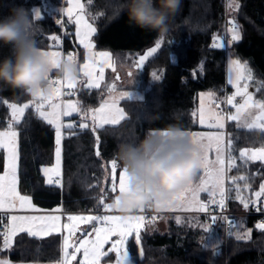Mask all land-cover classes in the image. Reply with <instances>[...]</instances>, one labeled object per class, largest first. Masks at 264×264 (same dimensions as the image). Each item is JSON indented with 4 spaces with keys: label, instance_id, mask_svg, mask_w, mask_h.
<instances>
[{
    "label": "trees",
    "instance_id": "trees-1",
    "mask_svg": "<svg viewBox=\"0 0 264 264\" xmlns=\"http://www.w3.org/2000/svg\"><path fill=\"white\" fill-rule=\"evenodd\" d=\"M237 1L239 7L235 19L241 29V39L230 43L226 49L211 46L213 39L224 32L225 7L221 0H181L179 10L169 21V30L163 36L158 54L148 60L143 69H137L133 80L126 85L142 89L143 95L120 101L126 112L125 118L103 127L96 126L94 120L88 118L86 129L75 127L63 137L60 184L47 183L41 172L42 165H50L55 160V129L39 119L32 108L26 109L22 119L16 123L19 191L31 196L35 205L42 209H98L102 205L98 197L106 194V200L111 196L110 180L104 177L109 166L105 164L116 160L117 171L124 167L116 155L119 143L142 139L150 129H168L169 126L183 130L199 128L194 114L199 93L211 90L216 98L221 95V88L226 83L227 52L246 61L255 78L260 83L264 82V0ZM123 2L90 0L88 9L97 14L95 46L116 53L125 50L135 57L161 37L155 30L142 29L130 23L127 13L121 11ZM57 4L59 0H0V18L9 15L14 6L22 5L29 10L38 7L42 12L35 21L34 38L38 47H50L51 35L62 34L63 49L75 50L82 59L84 50L75 39L74 25L69 22L62 30L61 24L56 23ZM10 55V46L0 45V59ZM152 70L160 74L159 81H150ZM104 94L100 87H81L76 97L85 111L99 105ZM254 94L264 100V89L258 91L257 88ZM30 98L31 95L19 89L0 84V129L6 128L11 115L3 101L22 103ZM227 131L233 141L231 153L238 160L231 168L230 176L246 177L238 179L236 184L241 185L240 195L252 198L260 189L264 163L259 160L246 162L237 155L243 146H264V132L238 127L234 121L228 122ZM4 164L5 152L0 149V172L4 170ZM227 186L228 206L245 208L236 198L235 184L229 180ZM164 217L166 230L160 231L157 221L141 230V253L134 240H129L133 264H177L178 261L182 264H264V229L256 227L254 215L242 217L246 226L252 228L251 237L243 240L228 233V225L219 217L208 222L203 215L184 214L180 216L182 223L177 222L174 214ZM188 221H196L197 227L188 226L191 225ZM200 225L222 236L220 252L198 239L205 231ZM61 241L59 233L32 237L27 232H20L2 256L8 255L15 261L55 264L61 258Z\"/></svg>",
    "mask_w": 264,
    "mask_h": 264
},
{
    "label": "snow or ice",
    "instance_id": "snow-or-ice-1",
    "mask_svg": "<svg viewBox=\"0 0 264 264\" xmlns=\"http://www.w3.org/2000/svg\"><path fill=\"white\" fill-rule=\"evenodd\" d=\"M71 2V0H70ZM235 7H239L238 4L234 5ZM84 9V5L79 2V0H75L72 2L71 7L66 9V12L69 17L76 13L74 23L77 27V36L80 37V44H82L86 49L91 50L94 46L88 41V38L91 33H94L96 30L89 24L84 16L82 15ZM79 10V11H77ZM36 20L40 16L39 10L35 9ZM57 24L61 23L59 20L56 21ZM231 39L228 43H232L234 41H239L241 39L239 32L236 30L235 25L231 29ZM50 39L55 41L57 44L60 43V38L58 36H51ZM163 37L160 38L155 44L154 47H151L145 54L139 57L138 62L136 63V68H142L144 66L145 60L152 56L157 52L158 49L161 48V41ZM88 41V42H86ZM213 47L222 48L224 47L223 42L218 39L215 40ZM47 52V51H46ZM49 60L53 66L57 63L55 57L59 54L57 52H47ZM100 57L106 60V66L112 67L110 61L107 60L109 54L108 53H99ZM67 59L75 60L73 55H68ZM231 64L234 68L235 75L232 79L228 81L229 84H232L235 87V92L231 96L225 97L222 101L226 105H231L236 109V112L228 113L227 119L230 121H237L238 127H244L247 129L258 128L261 132H264V100H254L253 95L248 92V83L245 82L243 87L240 86V81L245 80L249 81L253 79V75L251 70L247 69L246 65H242L238 60H231ZM84 74L89 77L87 86L88 87H98V80L103 79V71L104 69H100V76L96 77L93 73L95 71L94 65L89 63L83 66ZM247 73V75H245ZM132 75V73H129ZM152 79L159 81L161 76H159L156 72H152ZM68 83L67 87L69 89L73 88L75 85V79L65 78ZM52 89L51 92L47 96L38 97L33 96L34 98H39V100H33L29 103H25L23 105H18L16 103H8L7 101H3V103L7 104V106L11 109V121L8 123V129L5 131H0V149H4L7 152V156L5 158L4 164V172L0 175V223L3 220L4 213H10L17 208L20 210L24 209H34L32 205L31 198L28 196L20 195L17 190L18 184V176H17V167H18V143H17V132L14 130V124L17 123L20 118L25 113L26 109H29L32 105L35 106V113L39 119L46 122L48 125L54 126L55 128V143H56V165L54 168L45 167L42 169V172L46 177H49L47 183H56L59 184L60 181H53L49 176L50 173L56 172L59 175V167H60V157H61V140H62V128L66 127L68 129H72L74 125L72 123L62 124L61 115L68 117L71 116L73 112L78 111L76 104L69 102L65 105V110L63 112L60 111L61 105L53 102L54 97H58L61 94L60 87L58 85L59 81H51ZM264 89V82L260 83L258 87V91ZM113 89L110 87L109 91ZM130 93H122V96H130ZM209 100L212 99L214 94L209 92L206 94ZM240 96L243 98L242 103H234L235 98ZM205 96H201V106L199 109L200 118L199 124L206 126L208 128H216L223 129L225 127L223 121L225 116L221 113H216L211 110V108L205 109L204 101ZM48 104L50 111L45 110V104ZM253 110H256L255 112ZM123 110L120 109L116 102L113 100L111 103L105 102L101 105V108L97 110L96 115L93 119L100 120V126L103 127L104 124H116L120 120L124 119ZM80 129H86L88 127L87 124L81 123L79 125ZM95 131V129H93ZM167 135V133H164ZM195 143H197L202 149L200 168L204 172V176L200 178L198 184L193 183V180L190 181L185 187L180 189L178 192L173 194L171 200L165 201L163 203L157 204L159 207L161 204L172 205L174 200H179L181 205L185 207L186 210L200 211L206 212L208 210V204L202 202L199 198V194L201 192H206L208 194L209 203L212 205H219L221 208L224 207V198H225V188H224V176H225V158L224 152L225 148L232 149L233 141L232 138L229 137L227 139V144L225 145V137L223 133L217 132L214 135H202L200 133H189ZM98 139V138H97ZM215 149L216 159L214 162H210L208 159V152L211 149ZM96 155L99 156L100 152L97 151ZM239 158L244 161H254L260 160L264 161V146L258 149H243L239 151ZM235 158L229 153L227 159V168L231 169L235 167ZM111 191L112 192H123L128 190V184L130 177L128 176V172L126 168H123L117 174V162L116 160L111 161ZM244 180L246 177H232V183L236 184L237 180ZM262 179H264V175H262ZM245 187H249V185H245ZM237 191V199L240 200V203L248 208L249 205H256L257 201L264 197V183L260 185V190L254 193L253 198H246L240 195L241 189L239 187L236 188ZM219 197V198H217ZM105 195H101L98 197V201L100 204H103ZM119 201L114 200L112 205H103L106 209L111 207L118 208ZM141 207L139 209H143ZM259 211H264V209H257ZM59 211V209H57ZM9 225L5 227V231L0 233V237H2V250H8L11 247V242L13 236L17 232H27L32 237L40 236L41 233L45 235H52L58 230V221L60 217L45 214V215H10L9 217ZM153 220L156 217L152 218ZM213 221L216 220V217H211ZM144 216H134V215H125L122 217L117 216H68L69 224L64 225L65 228L68 229L69 235L72 234L75 230H77V225L80 222L91 223L93 221H99L104 224V227H96L94 228L95 239H90L81 243L80 248H83L84 261L81 264H99V260L101 257L107 255V253L102 251V246L109 241V238L112 236H117L118 239L114 241L112 244L111 251L117 252L120 257L117 261V264H132V261L128 256V242L130 238L134 237L135 245L141 244V234L140 228L144 223ZM177 222H179V218H177ZM200 227L204 228L207 231L209 228L200 225ZM257 228L264 229V224H257ZM250 238V230L242 232L236 235V239L243 240ZM71 245L69 244V238L66 236L63 238L62 250H63V258L60 264H70V260L73 258V255L68 252V248ZM80 248H77L76 251H80ZM0 264H11V262L7 259H0Z\"/></svg>",
    "mask_w": 264,
    "mask_h": 264
},
{
    "label": "clouds",
    "instance_id": "clouds-1",
    "mask_svg": "<svg viewBox=\"0 0 264 264\" xmlns=\"http://www.w3.org/2000/svg\"><path fill=\"white\" fill-rule=\"evenodd\" d=\"M180 4L181 0H124L121 11L127 13L130 23L163 37ZM34 10L14 6L9 15L0 18V45L11 50L10 56L0 59V84L43 97L51 92L49 73L53 68L58 76L71 79H77L80 70L75 60L67 58L51 64L34 38ZM116 155L130 177L128 190L115 196L118 208L127 213L171 200L197 175L202 149L187 131L169 126L166 131L150 129L142 139L119 143Z\"/></svg>",
    "mask_w": 264,
    "mask_h": 264
},
{
    "label": "rangeland",
    "instance_id": "rangeland-1",
    "mask_svg": "<svg viewBox=\"0 0 264 264\" xmlns=\"http://www.w3.org/2000/svg\"><path fill=\"white\" fill-rule=\"evenodd\" d=\"M72 2H75V0H71V2H70V0H65L64 6H62L61 4H57L55 6V8L58 11H64V13L66 14L67 19L74 25L73 31H74V34H75V39H76L77 43L83 48L84 55H83V58L80 59L78 52H76L73 49H71L69 52L66 53V56H65L66 58L70 54L75 57V61L77 62V66H78V68L80 70L79 71V76H78L77 79H75V85L71 89H69L67 87L68 81L64 77H59L58 81L60 83L58 84L57 87H60L61 94L58 97H54L53 98V102L58 103V104L61 105V109H60L61 112H63L65 110L64 106L67 105L69 102L75 103L78 111L73 112L72 115L68 116V117H65V116L61 115V122H62V124H65V125L68 124V123H72L74 125L73 128H75V127L76 128H80L79 125L81 123H84V124L88 125L89 124L88 118H92L93 119V117L96 115L97 110L101 108L102 104H104L105 102L111 103L113 100L116 102V105L120 109L123 110L124 117H125L126 116V112L124 111L123 107L121 106L120 101L122 99H126V98H140L143 95V90L142 89H132V88L126 87V85L133 80L134 76L138 72L137 69L134 68L135 57H132L134 55H132L131 53H129L128 51H125V50H123L121 53H116V52H113L112 50H110L108 48H104V49L97 48L95 46V40H94V34H95L96 31L94 33H91L89 38H88V41H90L93 44V46H94L91 50L86 49L82 44H80V37H78L77 34H76L78 26L74 23L75 17H76V13L74 12L73 15L71 17H69L67 12H66V9L71 7ZM79 2L84 5V9H83L82 15L84 16L85 20L89 24H91L92 27L95 28V30H96L97 28H96V20L95 19L97 17V14L96 13H92L88 9V4L90 3V0H79ZM236 4H238L237 0H227V5L224 6V7H225L226 12L230 15L229 21L232 24L235 25L236 30L239 32L240 37H241V29H240L238 21L235 19V13H236L237 7H235L234 5H236ZM35 9L39 10L40 16H41L42 12H41L40 8L36 7ZM77 11H79V10H77ZM232 27L233 26H231L229 28V33L230 34H232L231 33ZM52 36L60 37V35H58V34H54ZM88 41H86V42H88ZM54 42L55 41H52V43H54ZM51 51L52 52H57L59 54L57 57H55L57 62H59L60 60L66 59V58L62 57L61 51L59 49L52 48V49H50V52ZM99 53H108L109 54L107 60L111 62L112 67L106 66V60L104 58L100 57L98 55ZM231 60H238L242 65H246L247 69L251 70V73L253 75V79L249 80V81L241 80L240 81V86L243 87L244 83L247 82L248 83V92L253 95V99L254 100H260L254 94V91H255V89L258 88V86L260 84V81L255 78L251 67L247 64L246 61H243V60L239 59L238 57L233 56L230 52H227V55H226V78H227V82L230 79H232L234 77V75H235V71H234V68H233V66L231 64ZM89 63L94 65L95 71H94L93 74L96 77L100 76V69L101 68L104 69V71H103V79L102 80H98V84H99L98 87L103 88V90L105 91V94L103 96V99L99 103V105H97L95 107L94 106L93 107L92 106L88 107L87 110L84 111L82 109V107L79 105V102H78L77 97H76V92L81 87H88L87 83H88L89 77H87L84 74L83 66L85 64H89ZM52 71H56L55 68H53ZM152 72H153V70H152ZM129 73H132V75H129ZM158 75L160 76V74H158ZM245 75H247V73H245ZM150 81L153 82L154 79H152V77H151ZM230 85H232V84H230ZM110 87L113 89L112 91H109ZM88 88H93V87H88ZM209 92H212L214 94V96L212 97L211 100H209L207 98V96H206V94L209 93ZM122 93H130L131 95L130 96H122ZM201 96H205V99H204L203 103H204V106H205L206 110L208 108H211V110L213 112L219 113L216 110V98H215L216 95H215V93L213 91H211V90L201 91L199 93L198 104H197V106L195 108V111H194L195 119L198 122V124H199V118H200L199 109H200V106H201ZM34 99L37 100V101L39 100V98H34L33 96H31V98L29 100H27L25 102H22V103H17V102L8 101V100H7V102L9 104L10 103H16L18 105H23L25 103H29L30 101H33ZM242 102H243V100H242ZM31 107H33L32 109L35 111V106L32 105ZM9 110H10V113H11V109L10 108H9ZM45 110L46 111H50L51 110L47 103L45 104ZM253 111L255 112L256 110H253ZM235 112H236V109H234V111L232 113L234 114ZM22 117L20 118V120L22 119ZM226 119L227 118L225 116V119L223 121L225 127L223 129L208 128L206 126H203V125L199 124V128L194 129V130H185V131H187L188 133H200V134L205 135V136L214 135L217 132L223 133L224 137H225V145H226L227 144V139L229 138V134H228V131L226 129V124H225L226 123ZM9 121H11V115H10V118L8 120V123H9ZM94 123L96 124V126L101 127L99 119H95ZM104 125H106V124H104ZM13 127H14V130L17 132L16 123L14 124ZM64 128H66V127H64ZM64 128H62V136H63ZM7 129H8V124H7L6 128L0 129V131H5ZM253 129H258V128H253ZM166 130L167 129H159V131H166ZM17 143H18V134H17ZM261 147L262 146H243L240 150H243V149H258V148H261ZM4 152H5V158H6L7 152H6V150H4ZM18 153H19V150H18ZM229 153L234 158L236 157V156H234L231 153L230 149H227V147L225 148L224 158H225V162H226L225 163L226 171H225V176H224V181H223L224 182V188H225V195H226V191H227V187H228L227 184H228L229 180H230V182H232L231 178L233 177L232 175L230 176V170L231 169L227 168V159H228ZM237 156L239 157V154ZM208 159H209L210 162H214L215 161L216 152H215L214 148L211 149L208 152ZM18 161H19V159H18ZM111 161L112 160H110L108 162V164H105V166H109V168H106L105 172H104V177L105 178H109V180H110L109 181L110 189H111V179H110ZM237 162H238V160H237V158H235V165H236ZM261 162L264 163V161H261ZM55 165H56V148H55V161L52 164H50V165H42L41 166V172H42L43 168H45V167L54 168ZM123 168L118 170L117 174L120 171H122ZM61 170H62V140H61V157H60L59 175H57L56 172H52V173L49 174V176L51 177V179L53 181L59 180L60 183H61ZM3 172H4V170L0 172V175H2ZM43 175H44V173H43ZM17 176H18V167H17ZM202 176H204V172L201 169H199L198 172H197V175L193 178L194 185L199 183L200 178ZM44 177H45V180L47 182L49 177H46L45 175H44ZM262 183H264V179H262L260 185ZM235 186L236 187H240L241 185L240 184H235ZM17 190L20 193V195L28 196V197L31 198V196L23 194V193H21L19 191L18 184H17ZM257 191H259V190H257ZM110 192H111V196L108 197L106 200H104L103 204L112 205L114 203L115 196L118 194V191L117 192L110 191ZM204 193L207 194L206 192H201L199 194V198H200V200L202 202H204L203 201V196H202ZM245 196H247V195H245ZM246 198H248V197H246ZM252 198L253 199L255 198L254 195H253ZM31 202H32V205L34 206V209L37 210V212H34L35 210H33V209L20 210V209L17 208L16 210H13L12 212H10L8 217L10 215H45V214H51V215H55V216L60 217V219L58 221V230L55 233H59L61 235V239H62V241H61V258L55 264H60V262H61V260L63 258L62 244H63V238L66 237V236L69 238V244L71 245L68 248V252L73 255V258L70 260V264H81V262H83L84 259H85L84 258V254H83V248H80L81 243L84 242V241L90 240V239H95L94 228H96V227H104L105 225L102 224L99 221H93L91 223L80 222L77 225V230L72 232L71 235H69L68 229L65 228L64 225L70 223L68 221V216L75 215V216L89 217V216H102V214H88V213H83V212H81V213L67 212L65 214H61L60 210H61L62 207H56V208H54L51 211L38 212V210H40L39 209L40 207H37L35 205V203L33 202L32 198H31ZM152 207L154 209L160 210V211L180 212V213H176L175 214L176 218H179V222L178 223H182L183 222V220L181 219L180 216H183L184 214H191L193 212H199V211H193V210H186L185 207L183 205H181L179 200H174L172 205L161 204L159 207H157V205H154ZM112 208L116 209V210H121V209L116 208V207H112ZM57 209H59V211H57ZM125 215L139 216L138 214H133V213H117L114 216L122 217V216H125ZM242 217H243L242 215L232 217L233 223L231 225L227 226L228 227V233L230 232V233H232V234H234L236 236L237 234H240L242 232L250 230V237H251L252 228H250L248 226H245V222H244ZM196 223H197L196 221H193V222L188 221V224H191V225H188V226L197 227ZM257 224H260V223H257ZM157 227H159L160 231H164V230L167 229V222H165L164 215L159 216V218L157 220ZM188 228H191V227H188ZM18 233H20V232H17L13 236L12 241L14 240L15 236ZM140 233H141V228H140ZM44 236H47V235L41 233V235L37 236V237H44ZM117 239H118L117 236H112V237L109 238V241L102 246V251L107 253V255L100 258L99 264H117V261H118V259L120 257L118 256L117 252L111 251L112 244ZM131 239L134 240V237L130 238L129 240H131ZM198 239L202 240V242H205L204 244L208 245V243H209V245H211L215 249H217L216 250L217 253L220 252L218 249L220 248V243H221V240H222V236L220 234H218L216 231L214 232V231L208 229L207 231H204V234L202 235V237H198ZM138 247H139V253H141L142 252L141 244L138 245ZM77 248H80V251L77 252L76 251ZM128 256H129V259L132 261V264H133L132 255H131V252L129 251V249H128ZM0 259H7V260H9L11 262V264H49V263H46V262H37V261H15V260L10 259L8 257V255L0 256Z\"/></svg>",
    "mask_w": 264,
    "mask_h": 264
},
{
    "label": "built area",
    "instance_id": "built-area-1",
    "mask_svg": "<svg viewBox=\"0 0 264 264\" xmlns=\"http://www.w3.org/2000/svg\"><path fill=\"white\" fill-rule=\"evenodd\" d=\"M62 1L63 0H61V2ZM221 2L224 6L227 5V0H221ZM229 19H230V15L225 10L224 32L222 33V35L220 37H216L213 39V41L211 42L212 47H213L215 40H217V39L219 41L223 42L224 47L226 49L230 45V43H228V41L231 39V34L229 33V28L231 26H233V24L229 21ZM58 20L61 22L60 24H61L62 30H64L69 25V22H67L63 13L58 14ZM62 37H63V35H62ZM66 52H69V51H66ZM59 77L60 76H58L57 72L52 73L49 76L51 81H58ZM55 86H58V85H55ZM235 90L236 89L234 86H231V85L225 83L223 85V87L221 88V91H222L221 95L216 98V110H217V112L225 115L226 117H227V114L232 113L235 108L231 105H226L222 101L225 99V97L231 96L235 92ZM242 100H243L242 97L237 96L235 98L234 103H237V104L241 103ZM204 203L208 204V210L206 212H200V211L199 212H193V214L203 215L208 222H212L213 220L211 219V217L215 216L216 218L217 217L221 218L222 221L224 223H226L227 225H230L232 223V217H234V216L254 215V216H256L257 223L264 224V211L257 210V209H264V197H262L260 200H258L256 205H253L251 208H243V209L231 208L228 206L227 201L224 203L223 208H221L219 205H212L209 203L208 195L204 198ZM103 205H108V204H102L101 207L98 209H91V208L85 207L83 209H77V210H65V209L61 208L60 213L65 214L67 212H72V213L83 212V213H88V214H102V216L103 215L114 216L117 213H126V212H123L122 210L113 209L112 207L106 209ZM127 213H133V214H138L139 216H141V215L144 216L145 220H144V223L141 225V230H145L148 228L150 223L157 221L159 216H161V215L165 216V215H170V214L175 215L176 213H180V212L160 211V210L154 209L153 207H144L142 210L137 208V209H134L131 212H127ZM8 215H9V213L3 214V220H2V223H0V233H3L5 231V227L7 225H9ZM153 217H156V219L153 220L152 219ZM3 251H6V250H2V237H0V256L2 255Z\"/></svg>",
    "mask_w": 264,
    "mask_h": 264
},
{
    "label": "crops",
    "instance_id": "crops-1",
    "mask_svg": "<svg viewBox=\"0 0 264 264\" xmlns=\"http://www.w3.org/2000/svg\"><path fill=\"white\" fill-rule=\"evenodd\" d=\"M59 4H61L62 6H64V4H65V0H63L62 2H61V0H59ZM59 13H63L64 14V16H65V18H66V20H67V22H70L68 19H67V17H66V14L64 13V11H59ZM58 13V14H59ZM54 35V34H53ZM58 35H60V43L59 44H57L56 42H54V43H52V41H50V47H48V48H44L43 50L44 51H47V52H50V49H52V48H54V49H59L60 51H61V54H62V57L63 58H66L65 56H66V51L63 49V37H62V35L61 34H58ZM52 36V35H51ZM57 47V48H56ZM52 52V51H51ZM56 71H52V72H50V74H49V76L52 74V73H55ZM226 83L227 84H229L228 82H227V78H226ZM230 85V84H229ZM232 86V85H231ZM216 98V97H215ZM30 108H33V107H30ZM230 120H228V119H226V129H227V125H228V122H229ZM235 123H236V125L238 124L237 123V121H234ZM198 123V122H197ZM199 125V124H198ZM244 128V127H243ZM55 129V128H54ZM73 129V128H72ZM70 130L71 129H67V128H64V131H63V136H62V139H63V137L64 136H66L67 134H69L70 133ZM258 130H260V129H258ZM56 148V147H55ZM55 161V160H54ZM260 161V160H259ZM61 172H62V170H61ZM260 190V189H259ZM208 194H203L202 196H203V201H204V198L207 196ZM218 198V197H217ZM227 201V197H226V195H225V198H224V203ZM40 210H38V212H46V211H51V210H53V209H51V210H48V209H42V208H39ZM34 212H37V210H35ZM232 223H233V220H232ZM231 223V224H232ZM230 224V225H231ZM245 226H246V224H245ZM230 233V232H229ZM230 234H232V233H230ZM232 235H234V234H232ZM235 236V235H234ZM236 237V236H235Z\"/></svg>",
    "mask_w": 264,
    "mask_h": 264
},
{
    "label": "water",
    "instance_id": "water-1",
    "mask_svg": "<svg viewBox=\"0 0 264 264\" xmlns=\"http://www.w3.org/2000/svg\"><path fill=\"white\" fill-rule=\"evenodd\" d=\"M156 42H157V41H156ZM156 42H155L154 44L150 45V46H147L143 51H141V52L135 54L134 68H136V63L138 62L139 57H140L141 55L145 54V53H146L151 47H154L155 44H156ZM158 52H159V49H158L157 52L154 53L152 56L148 57V58L145 60V62H144V66L146 65V63L148 62V60H150L151 58L155 57V56L158 54ZM144 66H143L142 68H139V69H143ZM136 69H137V68H136Z\"/></svg>",
    "mask_w": 264,
    "mask_h": 264
}]
</instances>
